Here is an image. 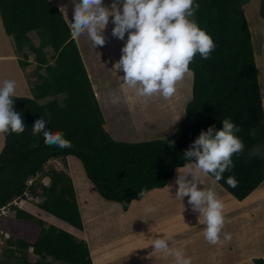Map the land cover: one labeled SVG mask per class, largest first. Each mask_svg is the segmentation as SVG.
Wrapping results in <instances>:
<instances>
[{
	"label": "trees",
	"instance_id": "16d2710c",
	"mask_svg": "<svg viewBox=\"0 0 264 264\" xmlns=\"http://www.w3.org/2000/svg\"><path fill=\"white\" fill-rule=\"evenodd\" d=\"M195 2L200 8L194 19L216 47L209 59L197 54L189 65L192 92L184 118L166 139L127 143L115 141L104 130L97 99L58 7L49 0H0L1 22L13 39L20 69L31 65L29 53L34 55L36 68L32 97H13L14 111L21 114L25 131L2 134L0 211L5 209L11 216L0 227L7 237L2 263L46 264L50 259L57 264H92L84 239L47 225L31 212L35 208L76 231L83 230L70 177L62 169H45L56 159H77L97 194L126 211L131 202L143 198L139 196L142 190L146 195L167 186L175 170L186 163L184 152L201 130L210 126L220 130L222 120L231 118L241 129L237 135L244 150L232 156L234 167L222 179L216 182L209 177L237 201L245 200L264 182V157L250 155L256 146L264 150L263 101L243 12L251 0ZM259 16L264 19V0H260ZM41 117L49 121L47 128L64 132L73 147L46 146L42 134L33 137L32 126ZM169 141L175 142L174 147ZM34 143L38 147L33 148ZM229 176L238 181L237 187L227 184ZM14 201L24 204L14 206ZM13 227L15 231L21 228L17 236L9 234ZM252 263L264 264V259L254 258Z\"/></svg>",
	"mask_w": 264,
	"mask_h": 264
},
{
	"label": "clouds",
	"instance_id": "9594fccd",
	"mask_svg": "<svg viewBox=\"0 0 264 264\" xmlns=\"http://www.w3.org/2000/svg\"><path fill=\"white\" fill-rule=\"evenodd\" d=\"M199 8L195 0H113L110 9L103 0H75L73 19L68 20L66 14V20L73 37L87 34L97 47L105 44L102 33L111 17L114 24L112 36L124 40L128 34L121 58L114 65L115 71L124 73L121 77L123 84L141 97L161 95L168 99L175 94L176 83L190 74L189 65L195 56L199 54L207 60L216 47L212 37L194 19ZM15 92L14 80H4L0 85V134L25 131L21 114L14 111ZM48 123L44 117L36 120L32 126L33 137L42 134L46 146L72 148L64 132L52 131L46 127ZM240 130L231 118L222 120L220 130L214 126L201 130L184 152L186 163L177 168L175 197L182 201L188 197L192 210L199 213V223L205 225V239L213 245L231 240L230 233H224L221 240L225 225L224 203L213 188L201 190L198 185L202 184L201 174L205 177L211 175L218 182L234 167L232 156L242 153L245 147L237 135ZM168 143L174 147V141ZM32 147L38 145L34 143ZM250 155L264 157V150L256 146ZM226 182L233 188L238 185L234 176H229ZM144 195L142 190L139 196ZM144 211L149 214L155 209L146 206ZM152 246L157 252L174 256L176 264H192L183 250H173L169 246L166 236L154 238Z\"/></svg>",
	"mask_w": 264,
	"mask_h": 264
},
{
	"label": "rangeland",
	"instance_id": "374dc122",
	"mask_svg": "<svg viewBox=\"0 0 264 264\" xmlns=\"http://www.w3.org/2000/svg\"><path fill=\"white\" fill-rule=\"evenodd\" d=\"M259 5L260 0H251L249 4L244 6L243 12L250 31L264 113V19H261L259 16ZM0 27V48L4 49L2 52H0V55L6 54L7 48L8 51H12L15 58L18 59L17 54L15 53V48L12 47L14 46L13 39L12 37L6 35L1 21ZM34 44H38L37 38L34 39ZM49 53L51 56L52 52L50 49ZM28 60L33 66H30L25 70L20 69L17 65L18 62L16 63V61L12 60L11 58L4 59L0 62V83H3L4 80H9L10 75L11 77H16L17 73L12 71L13 65L17 72L19 71L16 80H14L16 82V92L14 97L31 98L34 94V85L36 83V68L34 55L32 53H29ZM261 62L263 64L262 67L260 66ZM3 70H5V74L2 73ZM20 77L24 78V80L22 78V83L25 81V85L23 84V86L19 81ZM175 87V94L168 99H165L161 95H153L152 97H141L137 95V98L140 97L139 102L133 103V105L129 109L128 106H123L118 112L109 111L107 113V117H109V119L106 122L108 128L112 127L116 129V127H118V130H121L120 132L122 133V135L124 133V137L130 141L114 140L127 143L141 142L134 140L139 139L138 137H134V133L137 134L136 131L140 129L143 123L148 122L149 125L155 123L157 129L159 123H162L166 120L164 119L162 111L163 103L178 100L181 104L180 109L183 112L184 118L185 107L191 100V74L190 77H188V75L186 74L182 80L176 83ZM98 89L100 90V94L102 96L101 92H104L105 89ZM134 92L135 90H133V93L131 94H133V97L136 98V94H134ZM177 96L178 99L175 98ZM177 108L179 112L180 109L179 107ZM119 114L124 115L125 118L121 116L118 119ZM122 119H125L126 123L124 124L123 122V125H120V121ZM180 122L178 123V125L180 124ZM164 124L165 125L163 129H161V125L158 128L161 130H156L155 135L159 136V138H157L156 140L166 139L174 135L178 129L177 125L176 130L170 133V131L174 127L168 128L170 127L171 123L167 120ZM104 130L109 134V132L105 128ZM146 130H148V128H146ZM127 135H129V137H127ZM142 142L147 141L143 140ZM3 143V135L0 134V151L3 148ZM49 168L62 169L70 177L76 193V201L79 206L83 230L82 232L76 231L66 226L64 223L52 219L49 216L41 213L35 208L31 212H35V217H41L42 219H40L46 222L47 225L49 224L57 227L58 229L68 231L77 240L84 239L89 250V256L92 264H95V262L99 260L101 247L106 251L108 257L112 256L114 259L120 261L123 260L125 256L130 255V252H134V254H136L135 246L131 251V247L128 245L129 241L142 243L140 250L149 251L153 249L152 240L154 238H163L164 236H166L169 241H173L174 239L181 240L177 243L181 244V250H183L185 257L190 256L191 258L206 259V261H191L192 264H226V261L229 258L231 264H236L239 261V258L242 257L243 259H245L247 256H251L254 258L259 257L264 259V251H262L264 250V182L245 200L237 201L232 196V198L228 197L226 195L227 193L218 184H216L215 181L211 179V177H205L203 176V174H201L202 184L205 185L204 188L211 187L216 190L217 195L219 194L222 196L220 199L224 203L223 215L225 217V225L221 233V240L223 241L224 233L231 234L230 241H224L222 243L213 245L208 243L204 237L205 225L199 223V213H192L189 212L192 211L190 208H184V206L188 204V197H185L183 201L181 200V208L182 210H184L182 211L181 216H176V211L173 208L163 210L164 215L162 216V219L160 218V220L158 219L157 214L153 215L149 213L146 214L141 220L140 223L142 224V227H140L137 232L134 228L121 231L113 228L112 222L118 219L126 220L125 212L127 210L123 211L120 205L106 201L97 194L92 184L86 178L81 163L77 159L70 156L66 157L65 159H56L50 161L45 167L46 170ZM176 175L177 170H175L173 178ZM28 185H30V183H28ZM177 187L178 186L175 185L174 181L170 187V190L172 189L171 191L176 192ZM200 189L203 190V188ZM156 194L157 193H151L145 199L146 201L144 204L148 206L150 198L155 196ZM253 194L255 195L252 197ZM227 200H229L233 204H228L226 206ZM35 202H38V199H36ZM237 202L239 203V205L235 206L234 204H236ZM23 204L24 203L19 204L17 202L16 206H22ZM155 211H157V208L155 209ZM7 214L8 213H3L0 211V215ZM1 217L0 227L2 224H6L7 221H10L11 216L7 215L5 217ZM13 230V233H8L10 235L14 234V236H17L18 233H20L21 228L15 231V228L13 227ZM6 239L7 237L2 236V231L0 230V254L5 248ZM184 241H186V243H182ZM228 253H230L229 257H227V255H229ZM152 255L159 254L154 253ZM2 260L3 257L0 255V264H15V262L12 260H9L7 263H2ZM45 263L57 264L50 261V259H48ZM246 264L253 263H248V261H246Z\"/></svg>",
	"mask_w": 264,
	"mask_h": 264
},
{
	"label": "crops",
	"instance_id": "0c3cea01",
	"mask_svg": "<svg viewBox=\"0 0 264 264\" xmlns=\"http://www.w3.org/2000/svg\"><path fill=\"white\" fill-rule=\"evenodd\" d=\"M51 3H53L56 7H58V9L60 10V13L63 17V19L65 20L67 26V20H66V14L68 17V20H72L73 19V12H74V3L75 0H49ZM113 0H103V3L105 6L111 7ZM65 8L61 11V8ZM1 21V18H0ZM112 18H109V23L106 26V28L103 30V35L105 37V44L103 46H97L95 47L93 45V43L91 42V40L88 38L87 34L81 35L80 37H73L77 49L79 51V55L80 58L82 60V63L85 67V70L87 71V75L89 78V81L91 83V86L93 87L92 89L94 90V94L95 97L97 99L99 108L101 110L102 116L105 118V125L104 128L109 132V135L115 139V140H123V141H130L127 138L124 137V133L122 135V133L118 130V127L115 128H108L106 122L109 119V117H107V113L109 111H113V112H118L121 110V108L123 106H128V109L133 105V103H138L139 102V98H137V94L134 92V94H136V98L133 97V90L132 89H128L124 84H123V80L121 77L124 76L123 71H115L114 69V65L119 61V59L121 58L122 52L121 49L124 47L127 38H128V34H125V38L124 40H120L116 37L112 36V29L114 27V24L111 22ZM69 27V26H68ZM1 28V27H0ZM14 47V46H12ZM4 49L0 48V52H2ZM7 56V57H6ZM7 58H11L12 60H15L16 63L18 62V59L15 58L13 52H9L8 49L6 48V54L0 55V62L4 59ZM30 62V61H29ZM19 66V64H17ZM262 62L260 64V66L262 67ZM33 66V65H29L28 67ZM20 68V67H19ZM34 68V67H33ZM5 70L2 71L3 74H5L4 72ZM12 71L17 73V70L15 69L14 65L12 68ZM14 74V73H13ZM191 76L192 73L190 72ZM190 74H187L188 77H190ZM16 75V77H17ZM1 77V75H0ZM16 77L13 76L11 77V75L9 76V80H16ZM22 78H19V81L21 82V85L23 86V84L25 85V81L22 83ZM24 80V78H23ZM1 82V81H0ZM2 84V83H0ZM191 85V82H190ZM105 89L104 92L102 93V96L100 94V90L98 89ZM190 89V88H189ZM180 93V92H179ZM264 96V94H263ZM178 99V96L175 97ZM191 99V98H190ZM142 100V99H141ZM150 103V102H148ZM179 104V105H178ZM180 103L178 100L175 101H170L168 103H163L162 105V111H163V116L164 119H166L167 121H169L171 123L170 127L168 128H173L170 133L174 132L176 130V127L178 125V123L182 120L183 118V112L180 109ZM150 107V106H148ZM180 109V111L178 112V108ZM182 115V116H181ZM124 117V115L119 114L118 119L120 117ZM103 118V119H104ZM178 119V120H177ZM163 121L162 123H159L158 128L162 125V128H164V123L166 122ZM177 120V123H176ZM144 121V118H143ZM126 123L125 119H122L120 121V125H123ZM176 123V125H175ZM146 128H148V130H146ZM156 129V124H151L149 125L148 122L147 123H143L140 127V129L136 133H134V137H138L139 139H134L135 141H151V140H156L157 138H159V136L155 135L156 134V130L160 131L161 129ZM144 135V136H143ZM146 135V136H145ZM127 137H129V135H127ZM176 176H174V178H172L168 185L162 189H154L149 191L141 200L139 201H133L131 202V204L129 205L127 211L125 212L126 215V220H115L113 221V228L118 229V230H130L131 228H134L135 231L137 232L138 229L140 227H142V224L140 223L141 220L143 219V217L146 215L144 209L147 205H145V199L151 194V193H157L155 196L151 197L149 200V204L148 206H152L154 209L157 208V211H154L150 214H157L158 215V219L160 220V218L162 219V216L164 215L163 210H167V209H171L173 208L176 211V216H181L182 214V208H181V200L177 199L175 197V193L174 191L170 190V187L172 185V183L176 180ZM200 188H204L205 185L201 184L199 185ZM216 192V190H215ZM217 193V192H216ZM228 197L232 198L231 195H229L228 193L226 194ZM255 194L252 195V197ZM218 198H221V195H217ZM235 199V198H234ZM236 200V199H235ZM116 204V203H115ZM228 204H233L231 203L229 200H227L226 206ZM235 206H238L239 203L237 202L236 204H234ZM184 208H190L192 210V207L189 204H186L184 206ZM189 212H194L189 211ZM35 212H33L34 214ZM120 231V232H121ZM178 241L181 240H173V241H169V246L175 250V249H181V244L177 243ZM182 243H186V241L182 242ZM128 245L131 247V251L133 249V247L135 246V251L136 254H134V252H130V255L125 256V258L123 260H116L114 259L112 256L108 257L107 253L105 250L102 249V247L100 248V254H99V260L97 262H95V264H176L175 258L174 256L170 255V254H166L163 252H157L154 250V248L152 250H145V251H141V246L142 243L139 242H128ZM140 246V247H139ZM139 251V252H137ZM264 251V250H262ZM154 253H158L159 255H152ZM161 254V255H160ZM229 255H227V257L230 256V253H228ZM186 257H190V256H186ZM191 258V257H190ZM252 258L254 259V257L251 256H247L245 259H243L242 257L239 258V261L236 264H246V261H248V263L252 262ZM255 258H259V257H255ZM263 259V258H260ZM191 261H206V259H198V258H191ZM226 264H231L230 258L226 261Z\"/></svg>",
	"mask_w": 264,
	"mask_h": 264
},
{
	"label": "bare ground",
	"instance_id": "6f19581e",
	"mask_svg": "<svg viewBox=\"0 0 264 264\" xmlns=\"http://www.w3.org/2000/svg\"><path fill=\"white\" fill-rule=\"evenodd\" d=\"M28 183H31V181H29ZM16 203H17V201H14V202H13L14 206H16ZM4 210H5V209H3V211H1V212L5 213Z\"/></svg>",
	"mask_w": 264,
	"mask_h": 264
}]
</instances>
